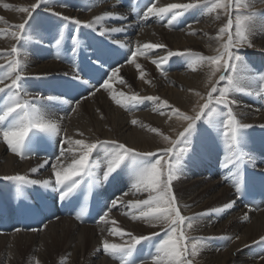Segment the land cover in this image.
I'll list each match as a JSON object with an SVG mask.
<instances>
[{"label":"bare ground","instance_id":"obj_1","mask_svg":"<svg viewBox=\"0 0 264 264\" xmlns=\"http://www.w3.org/2000/svg\"><path fill=\"white\" fill-rule=\"evenodd\" d=\"M138 1V12L134 13L124 6L123 0H55L52 5L54 11L77 18L82 22L92 21L96 16L105 12H113L122 14L126 19L108 18L102 22L104 27L134 25L128 27L125 32L112 33L111 36L104 37L98 34L99 25L95 29H88L65 21L60 27L61 24L57 23V20L61 21V19L59 20L53 15H51L52 17L46 15L51 14L44 10L47 5H41L33 13V20H30L29 24L35 22L34 24L42 26L46 30L40 29L43 40L32 35L30 38L32 43L26 39L22 45H18L21 58L26 65V79L23 84L27 92L39 93L38 89L41 88L42 92L53 95L54 85L52 83V87L49 84L50 78L48 76L53 74L56 77V84H60L59 81L64 73H72L71 57L56 58L57 48L54 40L57 38L60 28H63L64 33L68 35L73 34L75 30L78 34H86L83 36L84 38L96 36L105 46L111 47L113 52L123 54L122 62H119V58H108L107 63L104 64L108 69L104 67L101 72L93 76L94 78H88L90 85L78 87L73 95H70L60 86L62 88L58 90V94H63V98L65 95H69V100H80L79 107L75 112H72L71 107L67 104L61 108L56 105L38 104L34 101L36 107L41 109L45 115L51 118H61V127L64 130L60 136L47 138L46 141L40 142L43 149L51 147V154H47L48 158L59 155L61 147H68L64 136H70L73 139H86L89 142L116 140L138 151L154 153L158 149L169 146V143L164 140V136L174 140L186 126V121L172 115L171 109L165 106L163 101L167 100L169 105L179 108L181 112L193 113V110H197L201 103V96L206 97L211 88V84L208 82V76L212 70L210 65L204 63L192 70L184 56L171 57L167 63H162L159 68L152 61L167 55L168 50L181 52L190 50L205 56L215 55L219 48L217 46L220 44L215 34H218L219 28L227 21V15L218 11L220 18L217 19L216 13L202 14V9L196 8L186 12L173 26L169 27L167 17L160 20L151 17L146 21H141L140 15L145 10L148 0ZM35 2L36 0H0V18H3L0 20V29L15 30L11 28V25L22 23L27 18L26 13L18 10L19 7L29 6ZM156 2L157 6H164L168 3H188L190 0H156ZM253 2L258 8V12L264 13V0H253ZM5 4L11 7L6 8L4 7ZM189 25L191 28L188 27ZM193 29L195 34H191ZM114 40L121 41L131 47H118L111 43ZM250 41L252 47L237 49L243 54V66L246 69L241 74L240 84L245 87L251 85L255 88L254 77L264 74V19L257 20ZM135 42L166 45V48L155 49L143 56L138 55L136 58V63L140 64L143 70L145 67L153 68L155 70L154 75H145L144 79H139V72L135 64L128 63ZM14 44L16 41L10 35H0V50L10 51ZM41 44L45 47L39 51ZM92 49L93 44L90 42L81 50L82 55H91ZM10 59L12 57H2L0 64ZM117 62L119 63L117 64ZM115 68H119L120 71L111 81L112 92L101 88L94 95H89L90 92L95 91V88H99L100 84L111 75V69ZM156 69L159 72L156 73ZM122 72L136 78L139 95L159 97V103L146 100L139 103L138 107L132 111L116 104L111 98L112 93L116 95H119L121 91L125 94L133 93L131 88H127L129 83L127 80L124 79L125 83H120ZM165 72L167 73L166 76L164 75ZM32 75H37V77L33 78ZM218 75L217 73L213 79H218ZM221 84L222 81L218 87ZM197 92L200 93V96L196 95ZM247 95V92L231 94L230 98L237 101L234 111L237 112L243 123L264 124V109H259L260 105H264V99L259 104V97ZM82 96L87 97V99H81ZM247 101L252 104H246ZM72 106L75 104L73 103ZM154 108L159 109V111H154ZM102 110L107 113L106 117L100 116ZM161 112L164 114L161 115ZM133 119L137 120V124L131 123ZM206 126L210 125L206 122L200 124L201 128ZM152 128L159 129V132L151 131ZM207 129L208 131L203 129V142L199 146L194 145L196 138L192 139V146L195 150L201 148L199 151L185 156L183 174L179 180L173 182L177 202L185 216L208 212L210 209L222 207L231 200H235L236 203L233 208L225 212H211L201 216L192 222L193 227L191 229L185 227V232H189L192 237H215L214 240L207 241V246L202 249L201 261L198 264H264V243H254L264 237V186L257 179L253 185L247 188L243 197L236 196L233 184L224 179L228 172V169L222 166L225 145L223 143L215 144L218 138H223L215 127L210 126ZM258 129L261 128L253 127L246 130L251 141L246 150L260 157L264 156V133ZM257 138H260V141ZM200 140L201 137L198 138V141ZM104 155L105 148L98 147L90 157V161L101 164V167L95 169L98 177L102 175L104 170L102 167ZM211 155L214 156L213 159H209ZM29 156L21 159L12 153L6 143L0 139V178L15 174L28 175L30 178L41 180L52 178L51 164L54 162L52 159H49L48 164L44 167L39 168L46 158L33 157L32 154ZM62 159L65 166L70 163V159ZM148 159L152 160L151 157ZM245 166L248 170L253 171L246 173L244 170L246 176L256 175L258 177L260 171L264 170V163L260 162L259 159L255 168L248 164ZM33 167H38L39 171L32 173ZM121 176L127 180L128 176L131 175L127 170H119L118 173L113 174V178H121ZM87 181L88 177L82 178L83 184L87 185ZM111 182H113L112 179ZM13 183L17 184L15 181L0 179V202L7 204L6 206H9V202L13 199V193H11L14 187ZM18 187L22 188L25 199L30 200L34 205L37 202H45L49 206L53 204V221L46 224L41 232L17 231L12 234H0V264H51V254L59 256L54 264H120L118 259L112 258L102 250L104 239H108L110 242H122L119 237L110 234L109 227H119L134 235L158 233V235L152 236L151 240L143 241L137 246L135 254L137 264H140L141 260L145 261L146 264H152L149 254L153 251V245L165 237V231H162L160 227L150 226L143 221H133L131 214H134V210L119 205L116 211L114 208L109 213L108 220L115 221L114 224L85 225L80 219L62 217L59 208H64L67 212L72 204L79 203L80 201L77 199L82 196L80 193L84 189L83 187L78 190L71 203L62 202L58 198L54 199L53 195L49 194L51 190L41 186L27 188V185H18ZM124 191H127V188ZM127 193L128 195L124 197L125 201L146 199L148 195L147 193L133 194L130 189ZM245 215L248 216L247 220L244 219ZM40 216L41 214L37 216L38 220ZM125 239L128 238L125 237ZM2 252L3 254H1ZM28 253L30 256H27Z\"/></svg>","mask_w":264,"mask_h":264},{"label":"snow or ice","instance_id":"obj_2","mask_svg":"<svg viewBox=\"0 0 264 264\" xmlns=\"http://www.w3.org/2000/svg\"><path fill=\"white\" fill-rule=\"evenodd\" d=\"M54 2L55 0H36L35 3L29 6H21L18 10L27 14L24 22L11 25V28L15 29L12 31L0 29V35L8 34L16 41L10 51L0 50V58L5 56L12 57L6 63L0 64V139L6 143L12 153L18 155L21 159L33 154L34 144L46 141L47 138L60 136L61 132L64 131L61 127V118H51L45 115L41 109L36 107L34 101L46 100L67 104L71 107L72 112H75L80 104V100L65 99L63 94L61 96L31 95L27 92L23 84L26 79V65L21 58L18 45H22V42L30 39L32 35H36L40 40H43V34L39 26L33 27V25L29 24V21L33 20V13L41 5H47L44 9L45 11L78 27L95 29L99 25L98 34L101 37L111 36L112 33L125 32L128 27L134 26L104 27L102 22L108 18L126 19L122 14L113 12H105L96 16L92 21L82 22L77 18L68 17L61 12L54 11L52 7ZM4 7L11 6L5 4ZM196 8H201L202 14L216 13L217 19L220 18L217 10L222 9L227 14V22L218 30L216 39L220 41V47L216 50L215 55L205 56L190 50L184 52L168 50L167 55L152 61L159 68L162 63H167L171 57L184 56L187 58V64L192 70L204 63L210 65L212 69L208 76L211 88L207 92L206 97L201 96L204 103L199 105L198 111L193 110L194 114L189 115L181 112L179 108L169 105L167 100L163 101V104L171 109L172 115L186 121V126L183 127V130L177 134L174 140L171 137L164 136V140L169 143V146L157 150L162 153L161 158L149 160L148 157H154L155 153L138 151L116 140H95L89 142L86 139H73L70 136H64L63 138L68 147H61L59 155L46 158L43 164L39 166V168L44 167V165L48 164L49 159H52L54 161L51 164L53 170L52 178L41 180L30 178L28 175L15 174L4 176L0 179L15 181L19 186L33 185L50 189L51 192L49 194L53 195L54 199L58 198L62 202L71 203L81 187L83 177H88V186L92 188L97 182L108 181L119 170H127L132 178L130 190L133 194L147 193V198L125 201L124 197L128 195L125 192L103 205L102 214L99 215L98 222L114 224L115 221L108 220L109 213L118 205L129 207L134 210V214H131L133 221H143L150 226L160 227L162 231H165V237L153 245V251L149 254L152 264H193V258L207 246V241L213 239V237H192L186 235L185 227L191 229L193 227L192 222L198 220L201 216L208 215L211 212H225L233 208L236 203L235 200H231L222 207L213 208L208 210V212L197 213L193 216H185L181 212L172 186L173 182L179 180L183 174L184 157L195 152V148L192 146V137L196 134L197 123L203 120L210 126L215 127L224 139L225 155L222 166L228 169L224 179L233 184L236 196L243 197L247 188L253 185L257 179L264 186V170L260 171L258 177L256 175L246 176L244 171L245 164L255 168L258 159L264 163V156L257 157L246 150L251 143L246 130L253 127L264 128V124L243 123L237 112L234 111L237 101L230 98L232 93L247 92L249 95L264 99V74L254 77L255 88L251 85L247 87L241 86V74L246 69L243 66V58L235 51V49L242 47L253 46L250 36L253 34L257 20L264 19V13L254 9L253 0H190L188 3H168L164 6H157L156 0H148L145 10L140 15V20L146 21L151 17L160 20L167 17V25L171 27L186 12ZM132 11H135V9H132ZM2 19L0 18V20ZM188 27L191 28L190 25ZM191 34H195L194 29ZM225 36L227 37L226 40L224 39ZM70 39L73 71L71 74L64 73L65 76H70V79L63 82L60 86L69 89L87 87L90 85V79H85L84 75L101 72L104 64L107 63V57H109L110 53L104 48L95 49L91 54L95 56V60L89 61L90 67L88 71H85L77 60L79 50L84 42L78 37V33L75 30ZM64 40V29L60 28L58 36L54 40L57 48V59L63 58L61 49ZM111 43L118 47H131L118 40L111 41ZM160 48H166V45L135 42L128 63L135 64L139 72V79H144L145 72L142 66L136 63L137 56H143ZM119 71V68L111 69V75L100 84L99 88H95V91L90 92L89 95H94L101 88L112 92L113 85L111 81L117 76ZM217 73L219 74L218 79L214 80L213 77H216ZM164 75L166 76L167 73L165 72ZM5 81H10V83H5ZM221 81L226 83L224 86L218 87ZM120 83H125L122 77L120 78ZM196 95L200 96V93L197 92ZM111 98L116 104L125 107L129 111L134 110L139 103L146 100L157 103L160 101V98L156 96H141L138 93L125 94L123 91L119 95L112 93ZM81 99H87V97L82 96ZM73 103L75 106H72ZM154 111H159V109L154 108ZM163 114L161 112V115ZM169 119H171V116H169ZM131 123L135 125L137 120L133 119ZM151 131L159 132V129L152 128ZM80 135L83 134L80 133ZM180 145L183 146L178 147ZM98 147L105 148L102 162L104 170L99 177L95 169L101 167V164L90 161V157H92L93 152ZM62 158L70 159V163L65 166ZM39 168L33 167L31 172L37 173ZM20 191L21 189L18 187L17 193L19 194ZM77 219H81L80 213H77ZM244 219L247 220L248 216L245 215ZM17 231H20V229H17ZM108 231L111 235L119 237L122 242L116 243L104 239L102 241V250L112 258L118 259L120 264H137L135 259L137 246L143 241L151 240L152 236L158 235L155 232L150 235H134L119 227H109ZM125 237L128 239H125ZM236 239H239V237H236ZM254 243H264V237ZM140 264H146V262L141 260Z\"/></svg>","mask_w":264,"mask_h":264},{"label":"rangeland","instance_id":"obj_3","mask_svg":"<svg viewBox=\"0 0 264 264\" xmlns=\"http://www.w3.org/2000/svg\"><path fill=\"white\" fill-rule=\"evenodd\" d=\"M253 4H254V2H253ZM254 9L256 10V11H258V8H256L255 7V4H254ZM222 12L223 14H226L222 9H218L217 10V12ZM46 15H48V17H52L51 16V14H46ZM227 15V14H226ZM59 20H60V18H58ZM61 21H62V23H61ZM61 21H58L57 20V23H59V24H61V26L60 27H62V25H63V23H65V21H63V20H61ZM55 22V21H54ZM227 22V21H226ZM226 22H225V24H226ZM35 22H33V24H31V25H33V26H37V24H34ZM47 23V22H46ZM50 23H51V21H50ZM45 24V23H44ZM45 25H47V24H45ZM39 26V25H38ZM51 26V25H50ZM144 26H147V25H144ZM40 27V29L41 28H44V27H42V26H39ZM44 30H46L45 28H44ZM50 31H51V29H50ZM54 31H56L55 30V28H54ZM71 35L72 34H70V35H68V34H65V40H64V43H63V45L64 46H67L68 47V49H70L71 50V48H72V44H71V40H70V37H71ZM86 34H78V37L80 38V39H82L83 40V46L81 47V49L79 50V53L81 52V50L82 49H84L87 45H88V43H90V38L91 37H94V36H88V38H84L83 36H85ZM217 33L215 34V37H217ZM96 37V36H95ZM98 38V37H97ZM99 39V38H98ZM224 39L226 40L227 39V37L225 36L224 37ZM29 41H30V43H32V40H30L29 39ZM45 46L44 45H40V47H39V51H40V49H42V48H44ZM217 47H220V44L217 46ZM235 51L241 56V57H243V54L240 52V51H238L237 49H235ZM83 56V55H82ZM71 57V56H70ZM70 57H68V58H70ZM8 61V60H7ZM7 61H5L4 63H6ZM127 63V62H126ZM2 64V63H1ZM125 64V63H124ZM123 64V65H124ZM144 71H145V75H154L155 73H153L155 70L153 69V68H149V67H145L144 68ZM157 69H156V73H157ZM159 72V71H158ZM53 75V74H52ZM65 76V75H64ZM62 77L61 79H62V81L64 82V81H66L67 80V78H65V77ZM120 76L123 78V79H125V80H127L129 83H128V89L129 88H131V92H133V93H137V91H138V83H137V80H136V78H134V77H132L130 74H128V73H126V72H122L121 74H120ZM30 77V76H29ZM32 77L33 78H35V77H37V75H32ZM49 78H50V80H49V84L53 87V85L54 84H56V77L54 78V80H51V75H49L48 76ZM65 79V80H64ZM8 81H5V83H7ZM52 83H53V85H52ZM225 81H222V84L220 85V87H222V86H224L225 85ZM28 93H30L31 95H36V94H40V92L39 93H35V92H33V93H31V92H28ZM244 94H246V93H244ZM248 94V93H247ZM43 95H45V94H43ZM215 95V94H214ZM231 96V95H230ZM247 96H249V94L247 95ZM246 96V97H247ZM69 95H65V99H69ZM243 97V96H242ZM247 99V98H246ZM42 101H44V100H42ZM46 101V100H45ZM48 104H50V102L49 101H46ZM259 104H261L262 102H263V99L262 98H260L259 99ZM202 103H204V100H201V103L200 104H202ZM246 104H252V103H249L248 101H247V103ZM65 107V106H64ZM198 109H199V107L197 108V111H198ZM259 109H261V110H263L264 109V105L262 104V105H260V108ZM187 114H189V115H192V114H194V112L193 113H187ZM100 116H102V117H106L107 116V113H105V112H103V110L100 112ZM200 124H204V121L202 120V121H200V122H198L197 123V129H196V134L192 137V139H194V138H196V140H195V143H194V145L196 146V145H200V143H202L203 142V137H202V132H203V129L205 128V131H208V129H207V127H209L210 128V126H206V127H200ZM261 133H264V128H261V129H258ZM199 137H201V140L200 141H198V138ZM262 138V137H261ZM49 139V138H48ZM176 139V138H175ZM206 139V138H205ZM51 140V139H50ZM224 139H221V138H218L217 140H216V142H215V144L217 145L218 143H223V145H225V143H224V141H223ZM257 140H259L260 141V138H257ZM183 145H180V146H178V147H182ZM199 148V147H198ZM201 148V147H200ZM200 148L198 149V150H195V152L196 151H199L200 150ZM155 153V156L154 157H151V159L152 160H154V159H159V158H161L162 157V153L161 152H159V151H156V152H154ZM184 158H186V157H184ZM213 159L214 158V156L213 155H211L210 157H209V159ZM165 159H167V158H165ZM208 163H210V162H208ZM244 170L246 171V173H249V172H253L252 170H248L247 168H246V166L244 167ZM111 179L113 180V181H116L117 182V184H118V186H120V187H117V188H119L120 189V193H122V192H127L128 191V189H130V184H129V186L127 187V191H124V189H126V183H125V177H123V176H121V178H117V177H111L108 181H106V182H101V184L102 183H110L111 182ZM121 179V180H120ZM129 181H132V178H131V176H128V178H127ZM127 182V181H126ZM99 182H97V184H98ZM86 184L88 185V181L86 182ZM84 185H85V183H84ZM94 185H96V184H94ZM173 187V186H172ZM81 188L82 187H80V190H81ZM173 191H175L174 189H173ZM110 192H112V188H110V189H107L106 190V193L107 194H109ZM119 196H121V195H119ZM118 196V197H119ZM179 204V203H178ZM119 207H116L114 210L116 211V209H118ZM223 218H225V217H223ZM80 224V223H79ZM99 224H103L102 222H98V223H94V225L93 226H95V225H99ZM39 232H41V231H39ZM186 233V235H189V232L187 233V232H185ZM189 236H192V235H189ZM195 237V236H194ZM213 237V239H210V240H214L215 239V237L214 236H212ZM216 240H217V238H216ZM60 252V251H59ZM58 252V253H59ZM202 250L199 252V254L196 256V257H194L193 258V264H198V262L199 261H201L200 260V258H201V256H202ZM1 254H3V252L1 253ZM52 256H51V264H54V263H56V261L59 259V256H55V254H51ZM27 256H30V253H28L27 254ZM196 261V262H195Z\"/></svg>","mask_w":264,"mask_h":264}]
</instances>
